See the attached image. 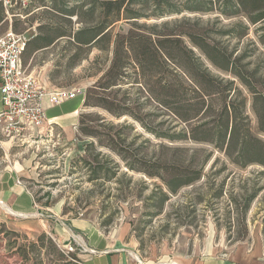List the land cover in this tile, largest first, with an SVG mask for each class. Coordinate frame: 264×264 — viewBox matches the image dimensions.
<instances>
[{"label": "trees", "instance_id": "16d2710c", "mask_svg": "<svg viewBox=\"0 0 264 264\" xmlns=\"http://www.w3.org/2000/svg\"><path fill=\"white\" fill-rule=\"evenodd\" d=\"M70 3L55 10L76 18L80 27L63 31L61 21H51L37 30L40 46L67 38L60 59L69 73L92 49L100 52L84 70L90 78L100 76L85 91L84 107L93 112L80 115L77 138L88 142L70 170L78 175L77 187L90 185L85 198L140 199L152 186L144 200L157 217L173 197L203 181L210 201L229 197L225 211L213 210L223 213L230 240L233 220L244 224L256 201L264 237V184L229 169H264V142L253 134L248 115L250 103L264 133V0ZM187 143L211 149L182 146ZM215 153L222 157L213 160ZM37 203L51 208L57 200L47 193ZM111 223L109 217L102 226ZM7 235L15 239L13 255L23 262L44 264L45 249L50 264H85L46 234L30 249L17 247L20 234ZM245 236L240 231L232 242Z\"/></svg>", "mask_w": 264, "mask_h": 264}, {"label": "rangeland", "instance_id": "374dc122", "mask_svg": "<svg viewBox=\"0 0 264 264\" xmlns=\"http://www.w3.org/2000/svg\"><path fill=\"white\" fill-rule=\"evenodd\" d=\"M32 2L27 10L20 12L22 17L13 19L14 31L23 33L32 27L36 21L37 26L45 25L51 21H61L63 31H69L73 26L75 29L80 27L76 23V18L69 20L70 18L57 14L55 10V6L72 7L71 0H46L44 4L41 3V0H32ZM42 5L46 6L43 7ZM36 9L37 13L34 14ZM0 18H3L2 22L6 19V15L2 11H0ZM10 26L9 22L0 24V36L6 33ZM59 60L62 61L61 65H65V59L59 58ZM90 61L91 59L88 56V59L81 62L80 66L71 70L70 73L65 68H62L60 73H53L51 75L53 89L72 90L79 88L84 94L86 89L100 76L99 74L95 78L88 77V73L84 70L90 66ZM211 70L218 73L212 67ZM245 94L247 93L245 92ZM88 112H93V110L84 107L81 114ZM248 115L251 119L253 134L264 142V133H261L258 129L257 119L252 112L250 103L248 105ZM75 130H77L78 135V129L75 128ZM48 140L44 128L37 129L36 177L35 181L29 183V188L38 198L46 197L47 193H51L52 198L57 200V203L51 208H44L40 212L41 217H37V226H31V223L30 228L25 231L15 232L6 225H0V264H33V262L37 264L36 259L33 262L26 263L13 255L16 249H10V243H13L15 239L7 235L8 232L20 234L21 238L17 247L22 246L30 249L31 244L37 242V238L41 234H46L56 242L62 251L75 253L82 262L90 259L93 254L87 248L86 237L79 229L65 226V224H70L75 219L74 215L76 213H79L77 219H80V221H86L87 223L100 222L103 228L101 232L107 236L119 234L127 227L130 235L139 243L141 264H146L144 259L162 256L163 253L167 252L170 253L169 258L171 257L172 261L178 259V256L192 255L196 250L193 241L196 239L204 240L209 235H213V240L217 242L224 240L226 249L223 251L225 253L231 250L232 245L240 242L247 244L251 250L258 240L262 241L264 239L260 234L263 228L262 215L259 214V202L256 201L252 205L244 224L233 220L234 227L231 232L232 239L230 240L226 226L227 221L222 216L223 213L215 214L213 210L217 207L225 211L230 202L229 197L220 200L218 204L210 201L209 196L204 195L207 190L204 189L203 181L195 187L182 190L177 196L173 197L157 217L151 216L155 208H152L144 200L154 189L152 186L143 191L144 195L140 199L130 197L127 200H121L115 196L104 199L96 195L91 199H86L84 192L89 189L90 185L85 183L84 186L77 187L76 179L78 175L71 176L70 170L73 161L77 159L79 154L83 153V145L88 141L86 138L79 141L76 137L70 144L63 140L62 136L61 139H55V143H48ZM182 146L198 147L207 151L211 149L207 145L195 146L190 143ZM217 157L222 156L215 153L213 160ZM229 169L245 177H251L253 182L259 181V185L264 184V179H258V174L264 171L259 165H250L245 170L229 165ZM133 188L136 191L143 190L141 186ZM197 188L201 189L195 193ZM45 201H47V198H44L43 202L45 203ZM60 206L63 207L62 212L59 210ZM64 208L68 209L67 215L61 214ZM109 217L112 219V223L102 226ZM39 221L41 222L38 223ZM240 231L246 234L245 239L237 243H235L236 241L232 242V240L238 238ZM205 246L202 243L197 250L204 252ZM43 253L45 255L44 264H50L47 257L48 252L44 249ZM260 263L264 264V254L261 256Z\"/></svg>", "mask_w": 264, "mask_h": 264}, {"label": "crops", "instance_id": "0c3cea01", "mask_svg": "<svg viewBox=\"0 0 264 264\" xmlns=\"http://www.w3.org/2000/svg\"><path fill=\"white\" fill-rule=\"evenodd\" d=\"M36 13L37 9L34 11V14ZM6 22L9 20L5 19L0 24ZM12 24L13 19L10 23V28L13 29ZM39 26L36 21L26 30L30 31L32 38L22 57V67L47 92H52L55 90L51 85V75L66 68V60L65 65H61L62 61L59 58L60 49L65 45L67 38L57 39L49 47L40 46L38 38L43 35L37 30ZM99 55L100 52L97 49H92L88 55L90 62H93ZM79 97L81 98L78 100ZM79 97L60 106H53L48 101L44 102L46 116L50 123L42 128H44L46 138L49 139L48 143H55L58 136L60 139L62 136L63 140L70 144L76 139L77 130L75 128L78 129L79 126L85 92ZM4 109L0 100V112ZM2 127L3 125H0V225H6L15 232H22L29 229L31 223V226H37V217H41L40 212L44 209L37 203V196L29 188V183L35 181L36 177L37 129L17 132L7 137ZM51 131L53 134L50 133ZM59 210L62 212L63 207L60 206ZM65 226L79 229L86 237L87 248L93 256L83 261L85 264L142 263L139 243L130 235L127 227L119 234L107 236L101 232L103 228L98 221L87 223L74 219ZM260 234L263 238L262 230ZM193 242L196 250L192 255L178 256V259L172 261L171 257L169 258L170 253L167 252L162 256H154L144 261L146 264H261V256L264 254V239L258 240L251 250L243 242L234 244L227 253L223 251L226 249L224 240L217 242L213 240V235L207 236L204 240L196 239ZM202 243L206 245L204 252L197 250Z\"/></svg>", "mask_w": 264, "mask_h": 264}, {"label": "built area", "instance_id": "2783aa9c", "mask_svg": "<svg viewBox=\"0 0 264 264\" xmlns=\"http://www.w3.org/2000/svg\"><path fill=\"white\" fill-rule=\"evenodd\" d=\"M32 3V0H0V11L11 23L12 19L22 17L20 12ZM29 33V30L18 33L10 28L0 36V100L5 108L0 112V125L7 137L49 124L45 101L60 106L83 94L79 88L47 92L24 70L22 57L32 38Z\"/></svg>", "mask_w": 264, "mask_h": 264}]
</instances>
